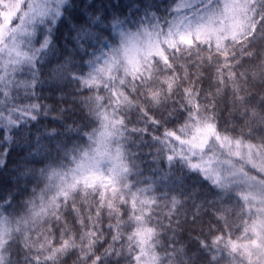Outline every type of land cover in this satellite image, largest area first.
Wrapping results in <instances>:
<instances>
[{
	"label": "snow or ice",
	"instance_id": "6c2138e0",
	"mask_svg": "<svg viewBox=\"0 0 264 264\" xmlns=\"http://www.w3.org/2000/svg\"><path fill=\"white\" fill-rule=\"evenodd\" d=\"M90 7L70 0H0V54L6 57L0 59V125L10 131L38 119L46 106H6L11 87L20 83L13 74L26 65L32 81L24 83L32 87L36 65L53 58L49 74L61 101H68L62 86L76 85L69 106L58 109L61 117L79 107L89 124L100 125L83 133V144L57 143L56 157L38 138L16 167L17 183H48L39 194L30 190L19 214L5 216L12 198L0 200V264H61L73 252L75 264H189L197 258L203 264L225 258L264 264V0H171L163 15L145 5L136 19ZM60 22L74 33L71 49L57 44ZM220 101L230 116L238 114L239 126L222 122ZM133 111L144 127L129 128ZM64 126L77 135L84 127ZM60 135L47 133L49 140ZM132 136L154 142L150 154L162 179L171 181L167 191H149L147 179L148 188L132 191L129 176L143 175L128 149ZM11 141L4 137L9 148L0 152V170ZM103 160L110 161L106 179ZM193 178L196 183H189ZM92 194L98 198L89 201ZM41 222L49 226L33 239L28 233ZM185 232L199 256L189 254V245L175 247ZM14 246L24 251L22 260L7 255Z\"/></svg>",
	"mask_w": 264,
	"mask_h": 264
},
{
	"label": "trees",
	"instance_id": "16d2710c",
	"mask_svg": "<svg viewBox=\"0 0 264 264\" xmlns=\"http://www.w3.org/2000/svg\"><path fill=\"white\" fill-rule=\"evenodd\" d=\"M70 3H72L73 6H78L79 8H83L90 4L92 5V7L88 9L90 12L94 11L95 9L103 10L104 8H107L109 13H116L120 15L121 18H123L125 15H128L129 13H132L133 15L131 18L136 19L139 16H143L145 5H152V8L150 9L151 11H156V8L158 7L159 12H157V15H163L166 5L171 3V0H70ZM137 7L140 8L139 12H136ZM72 35H74V33L69 32L67 23L60 22L56 30V40L58 46L67 44L68 48L71 49L72 44L70 42V37ZM106 50L107 49H105V51ZM204 54L206 55L207 53ZM64 55L67 56L68 53L65 52ZM73 59L77 62V66H79L80 57L74 56ZM55 63H57V60L53 58L51 63L44 64L43 67H41L40 64L36 65V68L38 69V72L36 73L38 82H36L34 86H25L24 82L32 81V73L26 68L21 72V74L17 75L19 79L15 78V81L20 82L19 86L17 87L13 85L11 87V95L8 97V102L6 103L8 108H11L13 105L22 106L27 104H40L46 106V108L41 110V113L39 114L36 121L30 120L27 122V124L22 126L17 125L10 131L4 125H0V152L4 151L6 148H9V144L4 143V137L11 136L12 138L10 145L11 150L8 154L6 165L2 170H0V200L6 199L9 196L12 198V207L4 211L5 216H8L10 213L19 214L22 212L23 209L19 208L18 205H20L23 200L28 198V196L31 194L30 190L35 188L36 192L39 194L40 189L43 188L46 183H48L47 181H44V183H41L40 187L38 188L36 187L35 180H32L31 182L28 180H21L19 183L15 181L16 167L19 164L24 163V158L30 151L35 150L34 146L38 138L43 145H46L52 150V157H56L57 152L55 150V145L57 143H67L69 147H72L75 144H83L85 143L83 133L90 132L93 129L99 128L100 126L98 121L89 124L84 119V113L80 111L79 107H77L76 111L70 116L69 114H65L64 117H61V113L58 111V109L69 106L71 94L74 92L76 85L74 82H69L62 86L63 93L68 94V101H61V89L54 85L49 74V68ZM248 63L249 62L245 61L246 67ZM212 71H214V69L205 71V75H210ZM240 71H243V69H240ZM204 86L207 87V81H204ZM0 87H2V84H0ZM125 92L127 93V90H125ZM100 94L104 95L103 92ZM4 99L5 98L3 96H0V100ZM219 106L221 109H224L222 112V122L227 125L230 120H236V116L238 114L233 113L230 116V109L223 101H220ZM5 115H7V113H5ZM130 118L132 123L129 124V128L145 126L144 124L136 123L137 115L134 111ZM73 121H75V123H73ZM236 123L239 126L242 122L236 120ZM65 124L71 125L73 128L80 126L84 127H82L81 134L77 135L75 132H68L64 126ZM167 127L171 128L172 125L168 124ZM53 129L57 130L59 133H61V135L57 137L56 140H49L47 133L51 132ZM160 131H163V129ZM149 132H151L152 135L160 134L153 129H149ZM130 140H134L135 143H129L128 149L135 155V163L138 165L139 171L143 173L142 176H137L135 174L129 176L128 183L136 185L132 191H136L137 188H148L149 186L143 183L145 179H147L149 181V185H151L149 191H155L157 188L161 191H167L168 185L171 183V181H164L162 179L163 173L160 172L161 165L159 161L153 163L154 157L150 153H154L155 148L153 146L154 142L150 139V136H132ZM28 142H31V147L29 146ZM88 143L91 144L92 142L89 141ZM93 147H95V145H93ZM112 147H115V145H112ZM62 155L63 154L61 153V156ZM65 163L68 164V167L75 166L74 164H69L67 161H65ZM154 172L157 173V175L154 176ZM252 174L255 175V172H252ZM54 181L55 183H59V181L55 180V178ZM137 181L140 182L137 183ZM189 183H196L195 178H193V180ZM51 194L52 193H49V195ZM155 194L159 195L158 192ZM96 198L98 197H96L94 194L88 196L89 201H92ZM187 207H190V204ZM163 211L167 212V209L165 208ZM205 219L207 220L208 218L205 217ZM230 219L235 220V217H230ZM107 223L108 221L105 219L104 224ZM165 223H167V221H165ZM235 223L238 225L241 222L239 220H235ZM48 226L49 225L43 224L41 222V224L34 226L36 230L28 234L31 235L33 239H35ZM125 231H130V229H126ZM241 232L242 229L235 231V235L232 238L235 239L236 236H240ZM168 235L170 236L171 233H168ZM188 235L189 234L185 232L182 235L177 236L179 243H177L175 247L179 248L182 245H189V254L199 256L200 254L196 253L195 244L189 242ZM18 241L22 243L23 237H18ZM38 246L39 245H36V247ZM116 247L119 248L120 245L117 244ZM24 254V251L14 246L7 255L12 260L17 261L22 260ZM32 255H35V252H33ZM222 255L225 257L227 256L226 253H222ZM76 257L77 253L73 252L72 254L66 256L61 261V264H75ZM119 264H128V260L121 259ZM189 264H203V260L197 258L193 261H189ZM221 264H229V259L225 258L221 260ZM236 264H239V260L236 261Z\"/></svg>",
	"mask_w": 264,
	"mask_h": 264
},
{
	"label": "rangeland",
	"instance_id": "374dc122",
	"mask_svg": "<svg viewBox=\"0 0 264 264\" xmlns=\"http://www.w3.org/2000/svg\"><path fill=\"white\" fill-rule=\"evenodd\" d=\"M5 58H6V57H4L3 54H1L0 59H5ZM20 68H21V70H20L19 72L13 74V79H14V80H15V78L19 79L17 75H18V74H21V72L24 71V70L27 68V66H26V65H21ZM109 166H110V162H108V160H103V161L101 162V165H100V173H103V178H104V179H106L107 176H108V173H107L106 169H107ZM100 173H95L94 175H95L96 177H99V176H100Z\"/></svg>",
	"mask_w": 264,
	"mask_h": 264
}]
</instances>
